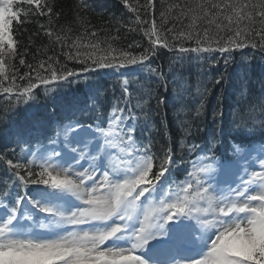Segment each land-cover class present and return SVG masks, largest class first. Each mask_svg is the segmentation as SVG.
Returning <instances> with one entry per match:
<instances>
[{
  "label": "snow or ice",
  "instance_id": "obj_1",
  "mask_svg": "<svg viewBox=\"0 0 264 264\" xmlns=\"http://www.w3.org/2000/svg\"><path fill=\"white\" fill-rule=\"evenodd\" d=\"M93 3L62 23L53 0H0V99L31 117L0 136V264H264V72L244 70L264 61V0H120L107 28ZM27 23L52 54L26 59ZM233 64L248 106L225 128Z\"/></svg>",
  "mask_w": 264,
  "mask_h": 264
},
{
  "label": "trees",
  "instance_id": "obj_2",
  "mask_svg": "<svg viewBox=\"0 0 264 264\" xmlns=\"http://www.w3.org/2000/svg\"><path fill=\"white\" fill-rule=\"evenodd\" d=\"M83 0H53V5H54V11H62L63 16L61 17V22L64 23L65 21H71L74 17L77 15L76 11V5H79L82 3ZM136 0H129V3H135ZM156 2V0H154ZM160 2L164 3L165 6H167L168 3L173 2V0H160ZM157 8H159V4H157ZM93 11H90L86 14L85 19L87 21H90L92 25H95L97 28H107L108 27V17L112 14L115 13L117 16L120 15V13L123 11L127 13V10L124 9L123 5L120 3V0H94L93 3ZM127 15H131L130 13H127ZM42 23L47 24V18L40 17L38 18ZM18 27L27 29V31L24 33V36L21 38L19 35H17V39H22L24 43L28 41V38L31 37L33 43L30 46V53L26 59H28L30 62H35L33 61L32 54L36 53L38 50L40 53H46V54H52L50 50H48V44H49V39L48 37L44 34V31L39 28V26L36 23H27L24 25H19ZM76 27H79V25H74L73 26V31H68L67 28H65V32L67 33L68 38L72 39L75 37L77 34L74 29ZM58 30V29H57ZM83 29L81 28V31ZM126 31V29H121V34H123ZM112 34L115 33V29H112ZM54 39V38H53ZM133 39H140L139 36H137L136 33H128V37L126 40H121L118 43L126 45L128 42H131ZM145 43L147 41L145 40ZM59 47H57V51H59ZM166 51V50H165ZM243 51L249 52L251 51L250 49H244ZM237 61L240 60V56L238 53H235ZM42 58L41 56H37V59ZM46 58V55L43 57ZM72 62H69V66H71ZM165 70H166V65H163ZM77 67H80L77 65ZM220 67L222 68L223 65L221 64ZM239 64H233L231 67L228 69V73L230 76L229 82L231 83V87H228L226 91H224V100H223V120H224V126L227 128V123L231 121L233 118V110L237 109L238 110V116L237 118L239 119L240 116L246 114V109H247V102L244 100H240V103L237 104V100L239 99L238 96L236 95V92L234 90V85L237 80V77L239 75V69H240ZM245 71L248 72V74L251 76L252 80L255 81L258 78H260L261 73L264 72V61L259 60L257 58L256 60L252 61L251 67L250 68H245ZM26 71L25 68L21 67L20 72L23 73ZM104 72H109L110 70H102ZM123 71V70H122ZM195 69H193V72ZM212 74L215 75V69H212ZM102 83H109V77L104 76L102 78ZM191 86H192V91L194 92L195 90V77L193 76L191 78ZM171 88V85L169 86ZM84 88V82L81 81L80 84L73 85V90L75 89H80L82 94V90ZM260 88L258 85L255 86V92L257 94L260 93ZM220 92V86L217 85L212 88L211 94L207 97V103H206V110L204 114V119L206 123L208 124L209 127L212 126V118H211V113L213 108L217 104V95ZM117 95H119V91L117 90ZM171 92H169V95ZM3 94H0L2 96ZM72 95V92H69V97ZM13 111H18V115L14 116L12 121L9 122L6 120V116L13 112ZM26 119H31V117H28L27 114L21 109H16L14 106H10V102L5 100V99H0V136L3 135L4 130H5V125H8L9 130L14 129L16 126L23 125L25 123ZM169 121H171V116H169ZM170 130L173 132V134L176 133V128L173 126L171 123L169 125ZM3 141H0L2 143Z\"/></svg>",
  "mask_w": 264,
  "mask_h": 264
},
{
  "label": "bare ground",
  "instance_id": "obj_3",
  "mask_svg": "<svg viewBox=\"0 0 264 264\" xmlns=\"http://www.w3.org/2000/svg\"><path fill=\"white\" fill-rule=\"evenodd\" d=\"M231 83H232V82H229V83L224 87V91H226L228 87H231ZM228 89H229V88H228Z\"/></svg>",
  "mask_w": 264,
  "mask_h": 264
}]
</instances>
